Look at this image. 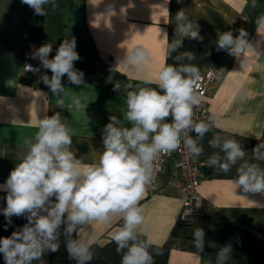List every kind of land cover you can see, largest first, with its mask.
<instances>
[{"label":"crops","instance_id":"crops-1","mask_svg":"<svg viewBox=\"0 0 264 264\" xmlns=\"http://www.w3.org/2000/svg\"><path fill=\"white\" fill-rule=\"evenodd\" d=\"M56 5L55 9L45 5L41 16L21 0H0V185L19 163L18 154L25 150L24 141L34 137L39 118L60 112L75 130L71 150L77 158L85 164L98 162L102 130L111 116L123 119L127 91L157 88L155 78L165 63L195 65L201 73L213 68L218 77L207 91L213 126L202 141L203 154L197 157L201 163L198 192L203 200L199 219L190 227L179 224L182 199L168 183L173 165L169 160L159 190L146 192L140 201L144 222L138 231L148 242L168 248L166 264H216V254L225 245L232 248L227 264H264V194L236 187V167L225 174L207 162L219 152L208 144L218 134L240 142L245 161L264 168V162L252 156L254 147L264 142V23H257L264 17V0H256L255 7L252 0H56ZM181 10L199 25L203 39L184 38L182 48L166 57L163 36L166 32L169 42L179 38L175 16ZM241 29L248 33L253 50L237 57L217 49L218 33L238 35ZM72 38L80 56L74 67L84 73V83L76 86L66 75L62 77L65 106L60 109L41 79L45 74L51 77L50 70L26 72L22 50L27 42L45 40L53 47L51 59L59 44ZM135 45L149 51L147 66H118ZM187 51L194 60L176 61L177 55ZM117 82L121 88L114 91ZM128 84L131 89H126ZM73 97L86 108L77 109ZM6 195L0 191V209L6 207ZM122 225L117 215L110 224L91 222L81 228L80 237L86 236L91 247V261ZM198 227L205 232L202 252L193 246Z\"/></svg>","mask_w":264,"mask_h":264},{"label":"clouds","instance_id":"clouds-1","mask_svg":"<svg viewBox=\"0 0 264 264\" xmlns=\"http://www.w3.org/2000/svg\"><path fill=\"white\" fill-rule=\"evenodd\" d=\"M21 2L41 16L45 15V5L50 4L53 9L57 6L56 0ZM252 5L255 7L256 0H252ZM175 19V36L179 38L169 42L164 33L166 57L182 48L184 38L203 39L199 25L183 10L177 12ZM257 23H264V17ZM247 37L243 29L238 35L232 31L218 33L217 49L240 57L253 50ZM76 45L75 38L64 39L51 59L53 47L50 43L31 54L32 59L41 62L43 69L50 70L51 77L45 74L41 79L57 98L56 106L60 109L65 106L62 96L66 88L62 77L66 75L69 83L76 86L84 83V73L74 67L80 60ZM175 59L178 62L194 60L195 56L187 51ZM149 61V51L143 45H135L118 66L144 68ZM24 70L39 72L40 68L26 64ZM201 79V72L195 65L165 63L155 78L159 91L153 87L127 91L123 119L111 116L104 126L103 151L94 163L85 164L71 150L75 130L62 120L60 112L39 118L34 137L24 141L25 150L18 154L19 163L0 185V191L7 193L6 207L0 210L7 224L12 223L13 216L27 219V223L13 231L10 237L0 238V253L5 264H33L42 261L46 253L59 251L62 226L68 258L76 264H89L91 247L86 236L80 237L81 228L91 222L110 224L117 215L122 217L123 225L112 239L117 245L116 251L123 252L121 264H154L151 245L141 239L142 233L138 231V226L144 222L140 201L154 182L156 161L162 154L180 150L182 144L193 158L203 154L202 141L213 123L193 119L194 108L201 104ZM125 87L131 89L132 85ZM120 88L117 82L113 90ZM73 104L77 109L86 108L76 97H73ZM169 117L171 122H168ZM192 132L195 137L189 135ZM208 144L219 149L208 158L211 167L225 174L236 167L233 180L236 187H242L246 193L264 194V168L245 161L246 152L240 142L217 134ZM252 156L264 162V142L254 147ZM74 234L77 238H73ZM204 237L202 228L194 230L193 246L198 252L204 249ZM231 252V245L221 247L216 254V264H227Z\"/></svg>","mask_w":264,"mask_h":264},{"label":"built area","instance_id":"built-area-1","mask_svg":"<svg viewBox=\"0 0 264 264\" xmlns=\"http://www.w3.org/2000/svg\"><path fill=\"white\" fill-rule=\"evenodd\" d=\"M49 43L45 40L39 42H27L22 50L23 69L26 64L32 65L34 68H41V62L38 59H32L31 54L35 49ZM33 75L37 72L26 71ZM202 79L199 81V91L202 94L201 104L194 108L193 119L196 122H210L208 110L207 91L212 83L217 79L218 74L213 68H208L201 73ZM171 122V118H168ZM189 135H193L189 133ZM172 160V169L168 173V183L176 187L182 199V206L178 214V222L183 227L192 226L199 219L203 200L198 192V185L201 177V163L197 157L193 158L187 150L181 145L180 150L174 151L169 155L162 154L156 161L155 179L150 187L147 188L148 193L159 190L162 174L168 164Z\"/></svg>","mask_w":264,"mask_h":264},{"label":"trees","instance_id":"trees-1","mask_svg":"<svg viewBox=\"0 0 264 264\" xmlns=\"http://www.w3.org/2000/svg\"><path fill=\"white\" fill-rule=\"evenodd\" d=\"M11 220L12 223L10 225L7 224L2 211H0V238L10 237L13 231L22 228V226L27 223V219L24 216H13ZM73 238H77L76 234H74ZM150 245V252L152 253L154 258V264H166L169 253L168 248L165 245L154 243H150ZM116 247L117 245L115 244L113 239L106 241L100 247V251L97 257L89 264H121L123 252L118 253L116 251ZM72 261L73 260H70L68 258L62 226L59 251L46 253L42 261H34L33 264H70ZM0 264H5L2 253H0Z\"/></svg>","mask_w":264,"mask_h":264}]
</instances>
